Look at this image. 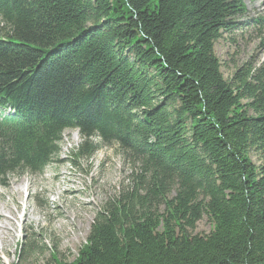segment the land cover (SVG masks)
<instances>
[{
  "label": "trees",
  "instance_id": "trees-1",
  "mask_svg": "<svg viewBox=\"0 0 264 264\" xmlns=\"http://www.w3.org/2000/svg\"><path fill=\"white\" fill-rule=\"evenodd\" d=\"M245 13L242 0H0V103L21 113L0 120V186L40 174L66 130L81 139L71 164L114 147L128 169L76 258L52 251L53 264H264V61L228 80L214 50ZM253 24L264 34V15ZM204 215L211 231L193 233Z\"/></svg>",
  "mask_w": 264,
  "mask_h": 264
},
{
  "label": "rangeland",
  "instance_id": "rangeland-1",
  "mask_svg": "<svg viewBox=\"0 0 264 264\" xmlns=\"http://www.w3.org/2000/svg\"><path fill=\"white\" fill-rule=\"evenodd\" d=\"M242 2L246 13L238 19L241 26L233 33L223 32L214 44L228 80L242 65L258 67L264 61V34L254 31L253 24L264 15V0ZM80 142L77 131L66 130L55 161L40 174H11L0 186V264H53L52 251L70 262L82 250L96 212L118 191L128 169L114 147L71 164L69 153ZM249 155L257 163L258 153L253 150ZM212 226L204 215L193 233L206 235ZM31 241L32 251L23 252Z\"/></svg>",
  "mask_w": 264,
  "mask_h": 264
}]
</instances>
